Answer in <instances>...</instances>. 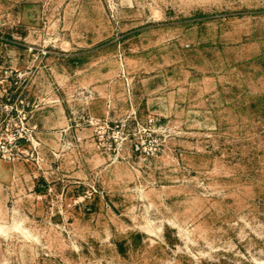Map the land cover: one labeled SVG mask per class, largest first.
Returning <instances> with one entry per match:
<instances>
[{
  "label": "rangeland",
  "instance_id": "1",
  "mask_svg": "<svg viewBox=\"0 0 264 264\" xmlns=\"http://www.w3.org/2000/svg\"><path fill=\"white\" fill-rule=\"evenodd\" d=\"M0 264H264V0H0Z\"/></svg>",
  "mask_w": 264,
  "mask_h": 264
}]
</instances>
